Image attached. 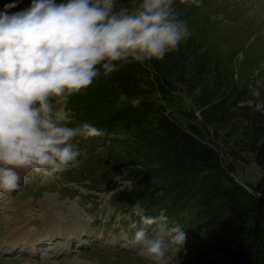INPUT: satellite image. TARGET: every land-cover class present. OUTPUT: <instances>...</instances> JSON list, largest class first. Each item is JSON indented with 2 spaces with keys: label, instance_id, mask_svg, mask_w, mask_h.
I'll return each instance as SVG.
<instances>
[{
  "label": "trees",
  "instance_id": "obj_1",
  "mask_svg": "<svg viewBox=\"0 0 264 264\" xmlns=\"http://www.w3.org/2000/svg\"><path fill=\"white\" fill-rule=\"evenodd\" d=\"M0 2L18 12L32 0ZM178 86L191 102L173 114ZM249 92L193 37L163 60L129 62L99 76L91 93L115 107L97 122L106 132L99 150L112 152L110 171L131 184L112 207L123 213L138 203L145 215L163 212L209 251L208 264H264V178L252 186L236 177L239 161L264 171V112L247 104ZM238 132L228 152L219 139ZM258 213L263 221L253 223Z\"/></svg>",
  "mask_w": 264,
  "mask_h": 264
},
{
  "label": "clouds",
  "instance_id": "obj_2",
  "mask_svg": "<svg viewBox=\"0 0 264 264\" xmlns=\"http://www.w3.org/2000/svg\"><path fill=\"white\" fill-rule=\"evenodd\" d=\"M14 7L6 5L0 12V193L9 195L21 187L20 170L45 176L63 172L86 156L74 142L78 137L106 135L89 123L72 126L73 95L129 62L163 60L191 35L177 0L131 5L118 0H32L10 14ZM130 208L129 216L142 225H129L137 229L132 242L153 264L187 254L186 234L178 224L172 221L170 226L163 212L145 215L138 203Z\"/></svg>",
  "mask_w": 264,
  "mask_h": 264
},
{
  "label": "rangeland",
  "instance_id": "obj_3",
  "mask_svg": "<svg viewBox=\"0 0 264 264\" xmlns=\"http://www.w3.org/2000/svg\"><path fill=\"white\" fill-rule=\"evenodd\" d=\"M126 2L138 0L120 4ZM4 8L0 2V12ZM177 11L188 25L189 37L216 52L224 74L239 88L250 90L247 104L264 112V0H200L199 6L177 0ZM91 90L92 85L70 98L72 126L89 123L103 129L97 122L115 107L104 106ZM173 90L169 108L177 114L191 99L181 86ZM195 115L200 117L199 112ZM240 135L219 140L229 152ZM100 138L74 141L86 152L75 166L52 176L22 170L21 187L10 195L0 193V264H153L132 242L137 229L129 225L136 222L137 228L142 227L139 218L129 216L131 209L122 214L112 207V200L128 193L131 184L119 171H110L112 152L99 150ZM238 166L236 177L244 184L257 186L264 178L254 163L239 161ZM258 221H263L259 213L253 223ZM17 228L34 236L29 244L14 239L22 232L14 236ZM149 234L155 235L151 229ZM185 234L187 254L168 256L166 264H208L209 251L199 247L192 234ZM17 243L19 248L11 246Z\"/></svg>",
  "mask_w": 264,
  "mask_h": 264
},
{
  "label": "bare ground",
  "instance_id": "obj_4",
  "mask_svg": "<svg viewBox=\"0 0 264 264\" xmlns=\"http://www.w3.org/2000/svg\"><path fill=\"white\" fill-rule=\"evenodd\" d=\"M20 172L22 173V170H20ZM7 206V205H6ZM44 208V207H43ZM18 227V226H17ZM21 232L22 230H19L18 228L15 230V234H13L14 236L16 235V234H18L19 232ZM26 235H28V239L26 238V237H24V236H26ZM34 238V236L33 235H29V233L27 234V233H24L23 231L21 232V234L20 235H18L17 237H15L14 239L15 240H21L22 239V241H20V243H24V244H29L31 241H32V239ZM24 239V240H23ZM12 242H14V241H12ZM20 247L21 245L19 244V243H17V244H12L11 246L12 247ZM34 246H35V244H34ZM14 251V250H13ZM42 251V250H41ZM31 255V254H30ZM29 258H32V257H29Z\"/></svg>",
  "mask_w": 264,
  "mask_h": 264
},
{
  "label": "water",
  "instance_id": "obj_5",
  "mask_svg": "<svg viewBox=\"0 0 264 264\" xmlns=\"http://www.w3.org/2000/svg\"><path fill=\"white\" fill-rule=\"evenodd\" d=\"M193 114V112H191Z\"/></svg>",
  "mask_w": 264,
  "mask_h": 264
}]
</instances>
